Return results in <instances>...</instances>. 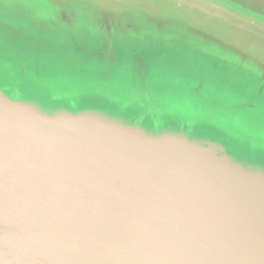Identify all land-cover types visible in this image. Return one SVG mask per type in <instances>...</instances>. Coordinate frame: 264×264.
Wrapping results in <instances>:
<instances>
[{
	"label": "water",
	"instance_id": "obj_1",
	"mask_svg": "<svg viewBox=\"0 0 264 264\" xmlns=\"http://www.w3.org/2000/svg\"><path fill=\"white\" fill-rule=\"evenodd\" d=\"M0 264H264V172L0 91Z\"/></svg>",
	"mask_w": 264,
	"mask_h": 264
},
{
	"label": "rangeland",
	"instance_id": "obj_2",
	"mask_svg": "<svg viewBox=\"0 0 264 264\" xmlns=\"http://www.w3.org/2000/svg\"><path fill=\"white\" fill-rule=\"evenodd\" d=\"M0 68L198 118L264 167V0H0Z\"/></svg>",
	"mask_w": 264,
	"mask_h": 264
},
{
	"label": "trees",
	"instance_id": "obj_3",
	"mask_svg": "<svg viewBox=\"0 0 264 264\" xmlns=\"http://www.w3.org/2000/svg\"><path fill=\"white\" fill-rule=\"evenodd\" d=\"M0 72L3 74L4 71L0 68ZM30 83L22 78L10 79L0 76V91L11 99L32 103L48 113L68 112L77 114L88 112L124 125L140 126L152 134L175 133L184 135L203 145L215 146L219 154L226 155L233 162L239 163L249 170H256L260 167L253 158L244 159L240 157L238 150L230 146L226 133H218V128L203 124L195 117L182 119L176 115L171 117L164 116L166 115L164 108L168 107L163 108L160 104L142 106L133 101L121 102L120 100L109 98V103L107 104L112 105L106 106L101 102L102 97L89 99L88 96L91 92L85 89L74 88L73 86L68 87L67 90L44 87L45 91H41L39 90L40 87L37 90H33L35 86ZM43 94L46 95L45 101L40 99V97L43 98ZM149 107H153L151 108L152 111H150Z\"/></svg>",
	"mask_w": 264,
	"mask_h": 264
},
{
	"label": "flooded vegetation",
	"instance_id": "obj_4",
	"mask_svg": "<svg viewBox=\"0 0 264 264\" xmlns=\"http://www.w3.org/2000/svg\"><path fill=\"white\" fill-rule=\"evenodd\" d=\"M256 170L262 171L264 172V167L260 166L259 168H257Z\"/></svg>",
	"mask_w": 264,
	"mask_h": 264
}]
</instances>
